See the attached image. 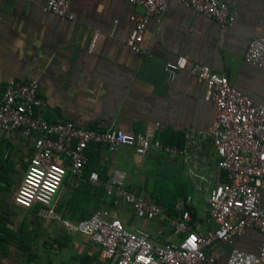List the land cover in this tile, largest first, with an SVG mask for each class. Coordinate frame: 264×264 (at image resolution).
<instances>
[{"label":"crops","instance_id":"1","mask_svg":"<svg viewBox=\"0 0 264 264\" xmlns=\"http://www.w3.org/2000/svg\"><path fill=\"white\" fill-rule=\"evenodd\" d=\"M45 1L0 0V87L11 79H36L42 114L49 120L68 119L99 129L113 126L125 132L144 131L157 123L155 137L181 144L185 131L209 129L215 105L204 98L205 84L186 69L178 70L173 77L168 75L165 63L178 56H184L187 64H206L224 73L232 86L264 103V68L243 58L249 40L264 37V0H222L236 11L228 28L169 0L161 18H147L141 54L125 42L130 33L128 15L132 11L142 13L140 6L127 0H70L74 18L68 20L42 10ZM23 143L28 154V143ZM86 152L82 173L64 178L57 198L59 220L39 218L35 208L13 204L14 209L34 212L38 221H11L5 218L11 202L0 198V264H111L99 256L98 246L88 236L68 230L61 221L73 223L97 207L147 230L155 242L173 239L166 226L136 218L123 203L106 196L101 182L116 171L126 187L149 196L170 212H176L183 197L191 194L194 229L203 232L214 226L203 187L221 182L225 176L213 164L203 170L194 168L197 177H191V162L160 153L142 158L125 144L111 151L92 143ZM91 171L97 172L100 183L89 180ZM179 193L182 197L172 200ZM261 205L264 209V190ZM43 222L51 228L62 227L66 239L73 240L75 251H59L56 237L44 239ZM77 234L83 237L82 242L75 241ZM261 239L257 229L247 227L231 243L219 241L209 251L216 256L217 264H226L233 247L256 251ZM46 243L57 245L49 251L44 250ZM91 246L97 252L93 260Z\"/></svg>","mask_w":264,"mask_h":264},{"label":"built area","instance_id":"2","mask_svg":"<svg viewBox=\"0 0 264 264\" xmlns=\"http://www.w3.org/2000/svg\"><path fill=\"white\" fill-rule=\"evenodd\" d=\"M142 13L130 12V33L126 44L143 53L141 41L147 18L162 17L169 0H127ZM203 13L222 28L230 27L236 16L233 6L222 0H176ZM42 10L71 20L70 0H46ZM244 61L264 68V37L253 36L245 49ZM170 77L186 69L205 84L204 98L215 105L214 117L205 132L185 131L181 144L165 142L154 136L157 123L144 131L125 132L109 126L103 129L79 125L68 119L49 120L42 114V100L34 78L11 79L0 87V133L15 135L28 143V165L13 196L22 208H35L39 218L60 219L57 198L67 174L79 175L87 162L89 144H101L114 151L131 146L142 158L160 153L170 159L191 162L203 170L209 164L220 169L225 180L203 187L207 213L214 226L203 232L194 229L187 194L176 212L168 211L149 196L125 186L115 172L102 181L106 196L123 203L136 218L166 226L173 239L155 242L145 229L135 227L116 214L95 208L87 217L72 222L62 219L70 231L85 234L98 246L99 256L111 264H217L209 247L219 241L231 243L247 227L262 234L256 251L233 247L226 264H264V103L236 89L224 73L206 64H187L184 56L165 63ZM210 150V151H209ZM196 172V171H195ZM191 176V177H192ZM196 176V175H194ZM197 177V176H196ZM201 177V176H200ZM89 180L100 183L97 172ZM195 185V184H194Z\"/></svg>","mask_w":264,"mask_h":264},{"label":"rangeland","instance_id":"3","mask_svg":"<svg viewBox=\"0 0 264 264\" xmlns=\"http://www.w3.org/2000/svg\"><path fill=\"white\" fill-rule=\"evenodd\" d=\"M24 143L22 138L18 137H3L0 135V198L4 196V199L8 198L11 202V208L7 212V217L5 218L13 221V219L18 220H26L29 219L31 221L36 220L34 212L29 210H20L13 208V196L17 187L21 181L23 172L27 168V160L28 154L24 152ZM183 194L179 193L173 196V199H177L182 197ZM157 197V196H155ZM7 199V201H8ZM157 199H160L157 197ZM161 201V199H160ZM58 228H51L49 224L43 222V233H41L45 238L48 237H56L58 245L55 243L53 247L44 244V250L55 249L56 245L59 251L65 252H73L75 251L73 247V240L71 238L66 239V234H64L61 230L62 227L57 226ZM76 242H82L83 237L79 234L76 236ZM46 241V240H44ZM50 243V240L48 241ZM91 259H96V250L93 246H91Z\"/></svg>","mask_w":264,"mask_h":264}]
</instances>
